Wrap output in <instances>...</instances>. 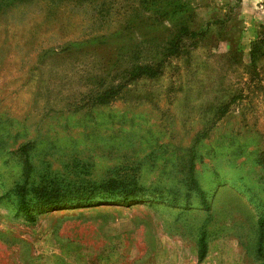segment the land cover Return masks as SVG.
<instances>
[{
    "label": "rangeland",
    "instance_id": "374dc122",
    "mask_svg": "<svg viewBox=\"0 0 264 264\" xmlns=\"http://www.w3.org/2000/svg\"><path fill=\"white\" fill-rule=\"evenodd\" d=\"M173 1L185 12L164 20ZM262 2L0 0V197L25 180V152L34 185H139L129 203L33 209L34 221L1 199L0 264H262ZM181 25L204 36L127 83Z\"/></svg>",
    "mask_w": 264,
    "mask_h": 264
},
{
    "label": "trees",
    "instance_id": "16d2710c",
    "mask_svg": "<svg viewBox=\"0 0 264 264\" xmlns=\"http://www.w3.org/2000/svg\"><path fill=\"white\" fill-rule=\"evenodd\" d=\"M173 2L175 3L170 4H174V9L168 11L166 7L165 12L162 13L164 20H167L165 16H167L170 12L177 15L184 14L185 4L180 1ZM262 4L264 5V1ZM179 31L180 35H178L176 39H171L169 44L165 45V53H162V58H159L156 62L148 63L147 61H143L142 63H134L131 71H129L126 75L127 83L141 78H154L159 76L161 74V69L166 63V58L178 55L179 45L184 39L188 37H193L195 39L201 35L204 36L202 32L191 30L188 25H181ZM262 39H264V33L262 35ZM104 94L105 93H101L98 97ZM99 102L105 103L106 101L100 100ZM25 154V180L21 183H15L10 190L0 197V200L3 198H13L16 203L18 213H25L33 221L36 220L33 216V211L35 209L54 207L60 208L63 206L73 208L74 204H76L75 207L81 208L87 207L88 204L91 205L95 202L124 200V203H129L132 200L138 199V183L126 179L121 180L112 178L106 182L91 183L88 181H64L57 178L55 175H50L44 181L34 185V183L29 180L33 171V166L28 158V153L25 152ZM195 166V163L191 161L187 170L188 180L191 182V185L197 187V190L202 196L203 203H205L204 193L201 191L195 178ZM259 227L261 231L260 237H264V213L259 219ZM207 252L208 245L206 241V231L203 230L199 239V261H202L206 257ZM262 264H264V260L262 261Z\"/></svg>",
    "mask_w": 264,
    "mask_h": 264
},
{
    "label": "water",
    "instance_id": "95a60500",
    "mask_svg": "<svg viewBox=\"0 0 264 264\" xmlns=\"http://www.w3.org/2000/svg\"><path fill=\"white\" fill-rule=\"evenodd\" d=\"M264 1V0H263Z\"/></svg>",
    "mask_w": 264,
    "mask_h": 264
}]
</instances>
